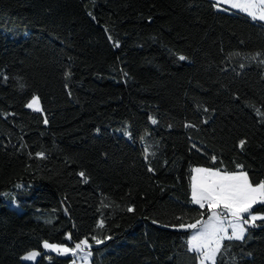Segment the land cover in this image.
Instances as JSON below:
<instances>
[{"label": "trees", "instance_id": "1", "mask_svg": "<svg viewBox=\"0 0 264 264\" xmlns=\"http://www.w3.org/2000/svg\"><path fill=\"white\" fill-rule=\"evenodd\" d=\"M192 167L264 182L263 22L211 0H0V264H67L41 243L83 240L92 264H197ZM247 229L215 264H264V220Z\"/></svg>", "mask_w": 264, "mask_h": 264}, {"label": "snow or ice", "instance_id": "2", "mask_svg": "<svg viewBox=\"0 0 264 264\" xmlns=\"http://www.w3.org/2000/svg\"><path fill=\"white\" fill-rule=\"evenodd\" d=\"M221 0H217V6ZM224 3H232V0H223ZM232 7L242 8L253 19L264 21V0H248L244 4L232 3ZM259 10V14H257ZM184 60V56L179 57ZM39 98L33 99L27 104L28 108L40 111L38 107ZM47 123V120H45ZM156 123L155 120L152 121ZM244 141L240 142L241 147ZM38 156H43L38 153ZM215 159V157H213ZM242 169L241 165L237 166ZM152 169L150 168L149 171ZM198 176L192 177L191 185V199L194 204L199 205L201 209L207 207L211 213L208 220L197 221L195 224H189L190 228H197L200 225V230L192 236L188 241L189 250L198 253L201 256V264L211 262L215 264V256L219 252L221 242L226 238L229 240L244 239L245 233L248 230L245 226H255L256 220H264V215L257 216L251 213V209L257 203H264V182H260L255 186L250 182L247 172L241 170L237 172L221 171L219 169L211 168H196L193 169ZM83 176V173H81ZM219 209L220 211H217ZM129 212L133 211L132 208L128 209ZM247 213L248 217L245 218L244 214ZM203 216L204 213H201ZM227 221V225H225ZM181 228L185 225L181 224ZM231 229L229 235L228 229ZM95 239V238H93ZM96 244L103 243L101 240H95ZM46 249H52L60 254H67L74 250L67 247H60L52 245L47 242L43 245ZM85 247H91L87 244V240L81 241L76 244L75 249L83 251ZM37 253L32 252L23 257L25 260H32ZM87 256L91 253L87 252Z\"/></svg>", "mask_w": 264, "mask_h": 264}, {"label": "rangeland", "instance_id": "3", "mask_svg": "<svg viewBox=\"0 0 264 264\" xmlns=\"http://www.w3.org/2000/svg\"><path fill=\"white\" fill-rule=\"evenodd\" d=\"M211 1H214V3H215V6H216V8L217 9H221V8H223V6L224 7H226V8H228L229 10H231V11H237V12H241V13H243V14H245V15H247V16H249L252 20H254V21H257V22H263L264 23V21H261V20H259L258 18L257 19H253L247 12H245L242 8H239V7H232V3H238V4H244V3H246V2H248V0H232V3H224L223 2V0H221V2L218 4V6H217V0H211ZM255 2H259V0H255ZM257 14H259V10H257ZM33 99V98H32ZM32 99H30L28 102H27V104L32 100ZM38 107L40 108V102H39V105H38ZM26 108H28L27 107V105H26ZM28 109H30V110H32V111H34V112H40V111H35L34 109H31V108H28ZM41 109V108H40ZM196 168H203V167H192L191 168V174H190V188H191V185H192V177L193 176H198V174L197 173H195L194 171H193V169H196ZM204 168H206V167H204ZM223 172V171H222ZM237 172V171H236ZM256 185V184H255ZM254 185V186H255ZM190 200H192L191 199V190H190ZM192 204H194L193 202H192ZM259 204H264V203H257V204H255L254 206H253V208H255V206L256 205H259ZM10 205L14 208V209H16L17 211H20L21 209L19 208V206L15 203V202H10ZM195 205H197V204H195ZM197 206H199V205H197ZM206 208V211L208 212V214H207V216H206V218L205 219H203V220H199V221H201L202 223L204 222V221H207L208 220V217H209V215H211V213L208 211V209H207V207H205ZM253 208L251 209V213L252 214H254V215H257V216H261V215H264V213L263 212H257V211H253ZM217 211H220L219 209H217ZM244 216H245V218H247L248 217V214L247 213H245L244 214ZM256 221H261V220H256ZM256 221L254 222V224H255V226H256ZM196 223V222H195ZM194 223V224H195ZM225 225H227V221H225ZM246 228H248V227H252L251 225H246L245 226ZM182 229V228H181ZM183 229H188L190 232H189V236H188V241L192 238V236L194 235V234H196L199 230H200V225H198L197 226V228H195V229H193V228H190V227H188V226H185V227H183ZM228 233H229V235L231 234V229L229 228L228 229ZM226 239V238H225ZM84 241V240H83ZM188 241H187V245H188V249H189V244H188ZM44 243L45 242H42L41 243V245H42V250H43V252L47 255V254H54V255H56V256H61V257H66V258H69L70 259V261L67 263V264H92V258H93V255H92V252H91V247L89 248V247H85L84 248V250L83 251H81V250H76L75 249V246H76V244H78V243H80V242H78V243H75V244H73V245H71V246H67V245H63V244H54V243H49V242H47V243H49V244H52V245H57V246H60V247H67V248H69V249H72V250H74V251H72V252H69V253H67V254H60V253H58V252H56V251H53L52 249H46V248H44L43 247V245H44ZM88 245H90L89 243H87ZM91 246V245H90ZM32 252H35V253H37V255L35 256V258L34 259H32V260H25V259H23V257H25L26 255H28L29 253H32ZM87 252H90L91 253V255L90 256H87L86 255V253ZM194 252V251H193ZM197 254V264H201V256L198 254V253H196ZM39 255H40V252L38 251V250H34V251H28V252H25V253H23L22 254V256L20 257V259H21V261H24V262H28V263H34L38 258H39ZM206 264H211V262H206Z\"/></svg>", "mask_w": 264, "mask_h": 264}]
</instances>
